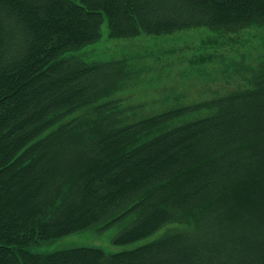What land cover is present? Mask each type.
<instances>
[{
	"label": "trees",
	"instance_id": "16d2710c",
	"mask_svg": "<svg viewBox=\"0 0 264 264\" xmlns=\"http://www.w3.org/2000/svg\"><path fill=\"white\" fill-rule=\"evenodd\" d=\"M104 23L118 38L204 27L229 42L264 36V0H0V264H264V43L256 62L192 54L199 86L146 114L119 95L142 71L130 58L74 54ZM170 225L121 251L34 249L93 227L130 245Z\"/></svg>",
	"mask_w": 264,
	"mask_h": 264
},
{
	"label": "rangeland",
	"instance_id": "374dc122",
	"mask_svg": "<svg viewBox=\"0 0 264 264\" xmlns=\"http://www.w3.org/2000/svg\"><path fill=\"white\" fill-rule=\"evenodd\" d=\"M233 37L234 39L228 42L225 37L215 35L207 28L198 27L169 35L141 33L133 37L118 38L111 35L107 23H104L101 40L74 54L86 61L124 56L130 58L131 62L142 71L119 95L124 96L129 103L140 105L141 110L148 114L168 107L173 103V94L182 91L184 86L190 84L199 86L198 80H186L185 76V72L191 74L192 71L188 62L192 54L211 56L215 62L222 58L232 60L243 56H249L248 61L256 62L255 56L263 53L264 36L257 29L244 30ZM225 42L227 46H224ZM214 66L219 64H205L204 70H212ZM218 81L222 80L218 79ZM221 88L223 86L219 84L217 86L212 84L211 90ZM192 93H195L194 89ZM207 96L209 94L205 97ZM172 227L175 226L164 227L147 239L122 246L114 244L113 241L119 233V227H111L107 230L93 227L34 249L38 252H49L60 248L95 246L108 251H121L153 241Z\"/></svg>",
	"mask_w": 264,
	"mask_h": 264
}]
</instances>
